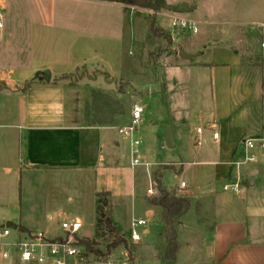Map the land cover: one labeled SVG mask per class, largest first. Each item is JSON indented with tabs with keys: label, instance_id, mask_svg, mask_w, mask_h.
<instances>
[{
	"label": "crops",
	"instance_id": "0c3cea01",
	"mask_svg": "<svg viewBox=\"0 0 264 264\" xmlns=\"http://www.w3.org/2000/svg\"><path fill=\"white\" fill-rule=\"evenodd\" d=\"M16 1L20 2L19 7H10V0H0V17L3 11L5 18L3 23L0 21V207L5 206V210L17 199L25 176L30 182L38 181L42 174L87 170L96 160V152L95 149L85 151L84 147L91 149L96 141L118 150L120 144L113 143L102 133L110 129L114 121L85 127L76 124L74 85L62 77L74 73L66 72L67 69H80L77 64L73 68L70 66L75 46L81 45V50L88 53L82 60L86 62L93 51L98 54L99 45L94 44L96 39L109 38L102 32L113 30L117 25L124 31L128 12L138 10L97 0ZM29 1L33 6L30 9L37 16L24 22V14L29 9L24 4L28 2L30 7ZM168 13L183 19L178 13ZM102 19L103 27L97 23ZM257 26L264 28V24ZM14 30L19 31L20 37H13ZM231 32L237 49L234 46L235 51L228 49L227 38H221L219 54L224 57L221 61L196 62L195 59L180 58L173 35L172 53L166 54L174 63L170 64L165 75L164 93L169 117L164 128L169 123L174 125L175 148L181 146L183 150L185 135L191 134L195 136V145L200 140L213 148V154L197 151L199 163L196 165L213 168L207 181L211 187L209 196L200 201L187 184L184 189L177 188L184 190V197L191 201L189 212L178 222L179 235L186 233L187 240H190L180 243L181 247L186 244L189 250L188 264H264V162L249 175L248 171L241 169L244 165H236L243 142L264 136V51L259 55L249 44L239 48V35L236 31H229V34ZM204 43L205 40L191 44L187 53L204 56L207 51ZM263 44L264 40L262 47ZM60 46L65 47L62 52ZM175 49L177 56L173 53ZM56 64L62 68L54 74ZM21 71V82L8 83L7 73L20 74ZM44 71H50V82L36 79L37 73ZM201 123L206 124L208 132L197 133V128H202ZM84 132H87L85 136ZM214 133H219L216 140ZM129 142L131 152L130 138ZM263 154L259 151L257 157L263 158ZM100 159L98 156L97 160ZM180 164L183 162L176 165ZM105 165L100 163L101 167ZM183 167L184 164L180 166L181 170ZM260 179L263 180L261 192L253 193ZM218 181L230 182L224 187L238 183L239 192L227 191L223 187L220 193L215 187ZM245 187L248 191L243 192ZM36 212L34 208L27 209L24 216L0 212V227L15 225L17 229H11L24 237L29 233H44L36 228V224L45 218L50 219V215L35 217ZM76 219L81 221L78 217ZM207 219L214 220L213 228H202L201 223ZM144 233L147 234L148 230L145 229ZM96 260L94 256L89 257V261ZM5 262L19 264L15 259Z\"/></svg>",
	"mask_w": 264,
	"mask_h": 264
},
{
	"label": "rangeland",
	"instance_id": "374dc122",
	"mask_svg": "<svg viewBox=\"0 0 264 264\" xmlns=\"http://www.w3.org/2000/svg\"><path fill=\"white\" fill-rule=\"evenodd\" d=\"M9 3L10 7L20 6V2L16 0H10ZM24 6L29 8L27 14H24V22L33 20L37 14L31 10L33 7L31 2L30 7L28 2ZM167 6L170 10H164L156 15V26L169 33L171 38L172 35L176 38L175 47L179 51L184 50L187 53L191 44L205 40L207 51L204 56L195 58L196 62L212 63L223 60L224 57L219 54L221 52L219 42L223 40L221 38H227L225 39L229 42L227 48L235 51L236 39L229 31L238 33L239 48L249 44L259 55L264 51V47L261 46L264 28L257 26L264 24V0H167ZM168 12L178 13L185 20L200 23L199 33L173 28V16ZM3 13L1 11V23L5 20ZM97 23L103 27V19ZM13 32V37H20L18 30ZM102 33L109 35V38L96 39L94 44L99 45L98 54L95 55L93 51L89 61H82L88 53L85 49L81 50V45L74 47L75 56L70 66L73 68L77 64L76 67L79 66L80 69L77 71L67 69L66 72L74 73L62 79L74 85L72 92L77 97L76 124L85 127L114 121L112 127L102 133L108 135L113 143L120 144L118 150H114L112 145L107 146L96 141L94 147L91 149L84 147V150L92 152L95 149L96 160L98 156L101 159L93 161L87 170L71 174L62 172L56 175L42 174L41 179L30 182L25 176L23 187L15 202L11 203V206L8 205L6 210L5 206H1L0 212L24 216L27 209L34 208L38 211L35 217L50 215V219L45 218L36 224V228L42 229L46 236L69 238L75 244L79 240H95L102 250H105V246L112 239L108 236L96 237L97 222L100 217L107 215L125 235L132 253L128 255L125 245H122L116 248L106 261L105 259L89 261L87 257L84 261L72 258L70 264H164L162 258H159L166 249L162 211L149 202L151 198L159 196L152 175L156 171L164 170L165 187L184 197L185 191L177 188L181 182H185L188 189L194 191L195 197L203 201L211 190L207 181L211 178L210 175L212 176L213 168L196 165L199 163L197 151L201 154L205 152L213 154V148L204 143L201 147L196 146L193 134L185 135L182 142L183 150L181 146L179 148L166 146L164 122L169 114L164 83L170 64L174 62L166 56L169 52L172 53L171 44L166 39L158 41L153 39L148 14L138 10L129 11L124 31L117 25L113 30L105 29ZM59 49L62 52L65 47L60 46ZM177 49L173 50L176 56ZM55 66L54 74H57L62 66L60 64ZM21 76L22 71L20 74L9 72L5 78L9 80L8 83L16 84L21 82L19 81L22 80ZM12 87L15 88L14 85ZM136 104L144 108L142 122L135 135L140 142L138 159L141 164L132 166L129 138L121 135L119 128L129 123L131 110ZM201 125L205 132L209 131L205 127L206 124ZM86 133L84 132V136ZM238 153L241 154L238 161H241L243 150L242 153L238 150ZM257 159L256 163L240 166L241 169L248 171L249 175L264 162V156L263 158L258 156ZM179 162L184 164L182 170L180 165H176ZM100 163L106 165L101 167ZM225 184L230 182L218 181L215 187L222 193ZM262 187L263 180L260 179L253 193H260ZM149 189L154 191L153 195L147 193ZM245 191H248V188H243V192ZM99 193H105L108 201L103 212H100L97 204ZM77 217L83 223L82 228L75 235H67L61 227L62 224ZM139 220H144L147 226L135 228L140 240L133 241L131 239L133 224ZM213 222V219H207L201 226L210 229L213 228ZM145 229L148 230L147 234L144 233ZM16 232H13V235L17 234ZM187 238L188 234L179 235L178 232L180 249L174 264L189 263V250L186 244L181 247ZM0 264L9 263L0 260Z\"/></svg>",
	"mask_w": 264,
	"mask_h": 264
},
{
	"label": "built area",
	"instance_id": "2783aa9c",
	"mask_svg": "<svg viewBox=\"0 0 264 264\" xmlns=\"http://www.w3.org/2000/svg\"><path fill=\"white\" fill-rule=\"evenodd\" d=\"M172 27L182 31L199 33V26L197 23L178 17L172 18ZM2 24L0 23V28ZM264 47V44H263ZM144 108L140 105H134L131 110L130 123L119 128V133L131 140V155L132 166L140 165L138 147L139 140L135 138L139 126L142 122ZM203 129L197 128V133L201 134ZM213 138H219V133H214ZM196 145L200 147L202 141H197ZM264 152V136L256 139H247L243 142V157L241 161L236 162L237 166L246 165L257 162V152ZM151 166V165H150ZM149 166V167H150ZM183 166V164H180ZM181 189L186 188V183L182 182ZM240 185L238 183L227 185L224 187L227 191L239 192ZM149 195H153L152 189L148 190ZM146 226L144 220L134 222L131 239L139 241L140 235L136 231L137 227ZM62 229L66 231L67 235H75L82 228V222L79 219H74L70 222H64ZM13 230L8 227H0V260L10 261L17 260L19 264H70V259L76 258L80 261L85 260L84 250L76 245L73 240L68 239H50L44 233H29L24 237L19 233L13 237Z\"/></svg>",
	"mask_w": 264,
	"mask_h": 264
},
{
	"label": "trees",
	"instance_id": "16d2710c",
	"mask_svg": "<svg viewBox=\"0 0 264 264\" xmlns=\"http://www.w3.org/2000/svg\"><path fill=\"white\" fill-rule=\"evenodd\" d=\"M104 3H112L121 5L125 8H135L148 12L150 31L154 40L166 39L171 45L173 40L169 33L156 26L155 17L158 13L164 10H170L167 6V0H97ZM69 76V75H68ZM62 77L65 79L66 77ZM164 170H159L153 173L152 179L158 190L159 196L151 198L150 204L162 209V224L163 236L166 239V249L162 255L164 264H174L177 260V254L180 249L178 242V222L185 216L190 208L191 201L185 197H180L176 193L169 191L163 184ZM105 194H98L97 204L100 212L107 208V200ZM21 232L25 233L23 228H19ZM104 238L110 237L112 241L105 246V250L100 248L99 243L93 240H79L76 245L83 248L84 256L89 258L94 256L96 259L107 258L113 250L119 246L125 245L128 249V244L123 235L113 225L112 220L106 217H100L97 222L96 237ZM129 251V249H128ZM130 255V251L128 253Z\"/></svg>",
	"mask_w": 264,
	"mask_h": 264
},
{
	"label": "water",
	"instance_id": "95a60500",
	"mask_svg": "<svg viewBox=\"0 0 264 264\" xmlns=\"http://www.w3.org/2000/svg\"><path fill=\"white\" fill-rule=\"evenodd\" d=\"M178 55L180 58H182L184 60H188V61H191V60H193L199 56V54H188L184 50H180ZM36 79H42V80H45L47 82H50V79H51L50 71H44V72L37 73ZM165 129L167 132L166 137H165L166 146L169 148H175L176 143H175L174 125L172 123H169V125L166 126ZM7 227L8 228L13 227L14 230L17 229V227L15 225H8Z\"/></svg>",
	"mask_w": 264,
	"mask_h": 264
}]
</instances>
